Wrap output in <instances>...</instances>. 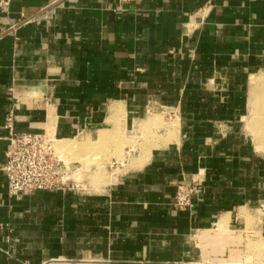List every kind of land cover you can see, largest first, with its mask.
Here are the masks:
<instances>
[{
	"label": "crops",
	"instance_id": "0c3cea01",
	"mask_svg": "<svg viewBox=\"0 0 264 264\" xmlns=\"http://www.w3.org/2000/svg\"><path fill=\"white\" fill-rule=\"evenodd\" d=\"M262 100L264 0L0 3V264H264ZM9 113L105 179L10 195Z\"/></svg>",
	"mask_w": 264,
	"mask_h": 264
},
{
	"label": "built area",
	"instance_id": "2783aa9c",
	"mask_svg": "<svg viewBox=\"0 0 264 264\" xmlns=\"http://www.w3.org/2000/svg\"><path fill=\"white\" fill-rule=\"evenodd\" d=\"M0 3L6 4L8 0H0ZM5 126L9 131V147L3 169L10 195L18 197L22 191L58 190L75 186V182L69 179L64 162L55 155L49 142L51 139L39 133L16 131L12 113H9ZM200 188L197 181L179 185L173 195L175 206L179 210L190 207L192 195L199 193Z\"/></svg>",
	"mask_w": 264,
	"mask_h": 264
},
{
	"label": "rangeland",
	"instance_id": "374dc122",
	"mask_svg": "<svg viewBox=\"0 0 264 264\" xmlns=\"http://www.w3.org/2000/svg\"><path fill=\"white\" fill-rule=\"evenodd\" d=\"M262 101H264V100H262ZM255 102L257 103L258 106L260 105V103H262L261 99H259V98L255 99ZM49 142L53 145L54 151H56L60 157H58V154L56 155V153H55V155L58 158H60L64 162L65 167H67V171H68V175L70 176L69 177L70 180L73 179V177L74 178L76 177V179H80V182H82L84 179H86V180L88 179L92 182H95L97 179H99L98 181H100L101 179L102 180L105 179L106 170H104V169L101 170L100 172H98L97 174H93V176L89 177V178L87 176L88 174L87 173L85 174L86 170L91 166V164H93V162L91 163V161L89 160L91 154L89 153V148L87 146L82 150L80 149V151H79V150H77V148L72 147V144H69L70 146L69 145H63V144L56 145L54 141H49ZM54 145H56V146H54ZM72 148H75V151H74L75 153L71 152ZM64 154L67 155L68 157H70V160L68 157H65ZM102 154H103V150L101 153L99 152V156L100 155L102 156ZM99 156L97 157V159L99 158V160H97V161H100V162L99 163L95 162L94 165L100 166L102 164L101 163L102 160H100L101 156L100 157ZM77 163L79 165H81V170H78V169L76 170L77 167H75V166H77ZM115 164H113V163H112V165L110 164V167L114 168ZM73 165H74V167H73ZM82 170H84L83 173L81 172Z\"/></svg>",
	"mask_w": 264,
	"mask_h": 264
},
{
	"label": "bare ground",
	"instance_id": "6f19581e",
	"mask_svg": "<svg viewBox=\"0 0 264 264\" xmlns=\"http://www.w3.org/2000/svg\"><path fill=\"white\" fill-rule=\"evenodd\" d=\"M253 101V100H252ZM254 106H256L257 105V103L256 102H254V104H253ZM253 111H254V109H253Z\"/></svg>",
	"mask_w": 264,
	"mask_h": 264
}]
</instances>
